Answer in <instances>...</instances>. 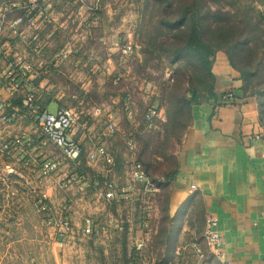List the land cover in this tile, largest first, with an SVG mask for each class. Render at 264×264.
Segmentation results:
<instances>
[{"label": "crops", "instance_id": "crops-1", "mask_svg": "<svg viewBox=\"0 0 264 264\" xmlns=\"http://www.w3.org/2000/svg\"><path fill=\"white\" fill-rule=\"evenodd\" d=\"M52 24L46 23L45 34L49 36L41 53L35 54L27 48L36 81L40 79L38 102H45L42 107L47 109L72 106L81 112V128L75 138L83 145V156L76 163L63 160L43 177V164L62 159V153L53 144H42L36 139L33 122L27 125L25 119H20L10 127L14 134L3 127L0 137L11 138L24 133L34 138L25 150L5 157L2 170L8 174L10 169L15 171L18 189L29 188L32 192V189L42 188L48 203L67 206L74 233L63 247L59 264H92L89 259L92 246L89 245H94L95 251L101 254L103 264H264V124L256 96L244 91L241 74L232 66L227 54L224 51L215 54L214 96L192 105L191 121L173 153L177 159L176 174L167 183L161 180L164 186L170 185L167 200H163V213L160 197L149 196L142 182L134 183L136 196L133 195L132 200L122 195L112 199L105 196V180H113L118 186L133 183L130 173L132 163L137 162V149L135 153L129 150V157H123L111 143L118 138L127 148V141L133 138L134 131L127 127L125 140V135L118 132V124L122 114L127 120L131 118L128 122L132 125L135 80L118 71V62L110 63L112 73L106 80L98 75L103 60L117 57L118 49L107 53L103 60L98 57L90 60L87 54H82V47L60 58L58 51L65 47L66 41L55 40ZM11 43V47L17 49L20 42L15 36ZM20 46L25 48L21 43ZM134 46L136 56L141 59L142 46ZM21 54L26 56V52ZM111 54L116 55L109 57ZM6 69L7 63L0 56V73ZM71 71H88L90 75L75 86ZM55 76L72 84L59 87ZM227 90L235 93L234 101H222ZM97 93L103 94L99 97ZM15 98L4 92L6 105H19L14 102ZM96 109L98 114L95 115ZM163 115L148 128L158 129L157 122L165 120ZM109 116L116 123L113 135L107 131ZM96 143H103L114 157L110 173L104 161L90 162L86 158L87 151ZM71 174L80 176L81 181L65 186L66 177ZM120 175L129 180L120 179ZM156 188L159 192L160 183ZM124 203L127 206L120 212L119 206ZM136 208L139 213L134 211ZM208 214L218 218L217 229L223 239L220 257L209 249L203 236ZM87 219L93 221L89 234L84 231ZM193 242L201 246L203 257L198 255ZM152 253H157L158 258ZM107 259L109 263L105 262Z\"/></svg>", "mask_w": 264, "mask_h": 264}, {"label": "rangeland", "instance_id": "rangeland-1", "mask_svg": "<svg viewBox=\"0 0 264 264\" xmlns=\"http://www.w3.org/2000/svg\"><path fill=\"white\" fill-rule=\"evenodd\" d=\"M9 1L13 0H3V2L1 3H6ZM18 1H26L36 4L39 0ZM241 1L242 3H245L246 7H253L254 10H257L264 15V0ZM143 2L144 0L41 1L42 4H47V9L49 12L46 17L47 19L45 20H47L46 22H53L52 31L55 30V33L53 34L55 35V40H59V42H61L62 40L66 41L65 47L59 50L58 53L63 50L67 51L69 54L71 52L75 53L80 47H82V54H87L90 60H92V57H98L97 59L100 60L101 58V60H103L107 53H113L112 51H117L118 49V51L115 52L117 55L113 54L117 57L112 58L111 61L103 60V71H98V75H101L103 79L106 80L110 73H112L110 71V63L118 62L116 63L118 64V71L126 75V78L135 80V83H133L134 97L132 104L135 116L132 119V125L129 124L131 118H128L129 120H127L122 114L120 115L121 122L118 124V132L121 135H125V140H127L128 138L126 136V133H128V130H126L127 127H129L131 131H134V133L131 135H135L140 130V120L141 117L145 115L147 108L151 106L157 108L159 107L158 99H154V101L152 102V99L154 97L158 95L160 96V92L157 90L159 82L161 80L171 81L172 79L171 70L168 66H164L160 69L156 67H151L150 69H148L147 71H149L151 75L149 79H147V77L145 76L146 72L138 74L136 73V71H134L133 61L135 59H142V48L140 59L135 54L134 45L137 44L139 46H142L139 34L137 33V29L140 22H142V11L144 9ZM262 19L264 20V16ZM47 29L48 27L45 24V27L41 32V52L43 51L44 45H46L47 36H49L47 33L45 34V31ZM7 34L9 35V33ZM129 46H131V50L129 49ZM15 48H11L10 50L19 54H21L22 51L26 52L25 59L27 62H29V57L31 58V56L27 54L28 49L26 48V46L25 48H21L20 44H18L17 49ZM34 53L36 54L37 52L34 51ZM113 55L109 57H113ZM130 66L132 67V69ZM130 71L131 73H134L130 75ZM71 72L73 74L70 75V77L73 81L72 83H74L75 86L76 83H81V81L84 80L86 76L89 77L90 75L88 71ZM55 78L58 80L59 87L66 85L70 86L72 84L71 82L66 83L60 76H55ZM148 84L150 85L148 86ZM153 85L155 88L153 87ZM102 94L103 93H97V96L100 97L102 96ZM68 102L70 104V101ZM56 110L57 109H55V106H52L49 109V111L51 112H55ZM166 111L167 108L165 106L163 108V113H160V116L162 117H164L163 114H165V120ZM23 119H25L27 125L32 123L31 117H24L22 118V120ZM157 125H160V121L157 122ZM10 127L11 125L5 127V129H7L6 132L14 134V129ZM149 131L150 132L146 134V139H149L150 142L148 153L153 159L157 160L160 157L158 153V147L164 144L166 135L165 132H163V129L160 134H157L155 132L156 130L151 129ZM111 143L116 148V150H118V152H121V155L123 154V157H129L130 152L128 149V145L126 148V144H124L123 140L121 142L117 138V140L115 139L114 141H111ZM167 143L169 146V153H174L180 145L174 136H169ZM5 160H7V158L0 157V264H59V257L62 256L63 247L66 244L64 246H61L57 242L55 229L45 223L44 213L39 212L36 205L34 204V202H37L39 198L42 197L44 189H32V192L29 188H21V190L18 189L16 187V184L19 183V181L17 180L18 178L14 177L15 171L8 174V172L2 170ZM157 161H162V158L160 157ZM160 169H155L157 174H159V172L163 170V166H160ZM120 179L124 181L129 180L126 177L122 176L120 177ZM160 179L163 181L162 178ZM149 181L156 187V184L154 182H152L150 179ZM16 189H18V193L14 192L16 191ZM169 191L170 185L166 184L164 186L163 182H160L159 192L157 188L153 191L148 192L149 196L151 197H160L162 205L161 210L163 213V210H165L163 200H167ZM59 205L61 204H56L55 206L58 207ZM125 206H127L125 203L120 205L119 211H124ZM134 211L138 213L140 212L138 208H136V210ZM89 246H92L91 256L89 257L91 263L103 264L104 260L101 257V254H99L98 251H95V248H93L94 245ZM152 255H154V258H158L157 253H152ZM109 261L110 260L107 259L105 262L109 263ZM121 262H123V260Z\"/></svg>", "mask_w": 264, "mask_h": 264}, {"label": "trees", "instance_id": "trees-1", "mask_svg": "<svg viewBox=\"0 0 264 264\" xmlns=\"http://www.w3.org/2000/svg\"><path fill=\"white\" fill-rule=\"evenodd\" d=\"M143 4L137 29L142 59L133 61L134 71L146 72L149 79L148 69L168 66L172 78L159 82L160 96L152 99L159 100L158 109L167 108L166 120L160 121L155 131L160 134L163 129L166 135L164 144L158 147L162 161L148 153L146 134L151 129L145 115L139 132L133 135L137 162L158 184L160 178L167 183L176 174L177 159L168 152V137L174 136L181 144L192 118V105L214 96L212 64L218 50H223L240 72L244 91L256 96L264 124V15L241 0H144ZM14 102L22 106L21 95ZM44 103L40 101L41 107ZM160 166L163 170L157 174L155 169Z\"/></svg>", "mask_w": 264, "mask_h": 264}, {"label": "built area", "instance_id": "built-area-1", "mask_svg": "<svg viewBox=\"0 0 264 264\" xmlns=\"http://www.w3.org/2000/svg\"><path fill=\"white\" fill-rule=\"evenodd\" d=\"M39 0L36 4L26 1L13 0L0 4V56L7 63V69L0 73V129L13 125L18 120L31 117L34 124V133L36 139L42 144L51 143L58 147L62 153V159L58 161H47L42 167V176L50 174L51 169L62 161L79 162L84 153L81 141L75 138V135L81 128L80 117L81 112L72 106H60L55 112L49 111L47 108L41 107L38 102V84L36 83L37 75L33 71L32 63L27 62L23 54H11V39L17 37L18 43L31 48L37 53H41L42 41L41 32L47 23L48 9L47 4H42ZM44 19V20H43ZM45 22V23H44ZM9 33V35L7 34ZM19 43V44H20ZM131 50V46H129ZM10 50V52H9ZM61 52V53H60ZM57 56L67 57V51H60ZM8 92L10 96L22 97V106L8 104L3 99L4 92ZM235 100V93L227 90L222 95V101L232 102ZM7 109V110H6ZM98 114V109L93 112ZM156 119H161L160 109L151 106L147 108L145 120L149 125L155 124ZM107 131L109 135L116 132V123L113 117L109 116ZM34 142V138L28 134L21 133L13 135L11 138L0 137V157L15 156L18 150H25L28 145ZM128 149L135 153L137 142L135 138L127 141ZM16 161L20 158L16 155ZM86 158L90 162L104 161L107 165L106 170L110 173L114 165V157L108 151L103 143L94 144L86 153ZM133 171L131 174V182L128 186H118L113 180H105V196L107 198H115L117 195L127 199H134L133 190L134 183L142 182L145 184V192L156 189L151 183L142 169L140 163L134 161L132 163ZM13 170L10 169L9 173ZM65 186L81 181V177L71 174L66 177ZM195 185H192L194 188ZM133 194H132V193ZM136 196V195H134ZM39 212L44 213V221L47 225L53 227L56 231L57 242L64 246L68 238L73 235L74 228L70 218L67 216V206L55 205L46 201L43 193L42 197L36 202ZM218 218L213 214H208L205 220L203 236L209 249L216 256H221V246L223 243L222 236L218 229ZM93 221L87 219L85 233L89 234L93 230ZM140 245H142L140 243ZM192 246L196 249L200 257L204 256L201 246L197 242H193ZM230 264V263H226Z\"/></svg>", "mask_w": 264, "mask_h": 264}]
</instances>
